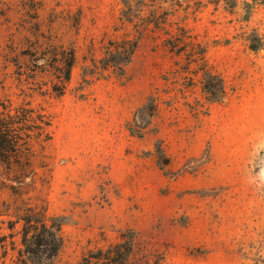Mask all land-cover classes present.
I'll return each mask as SVG.
<instances>
[{"label": "rangeland", "instance_id": "374dc122", "mask_svg": "<svg viewBox=\"0 0 264 264\" xmlns=\"http://www.w3.org/2000/svg\"><path fill=\"white\" fill-rule=\"evenodd\" d=\"M120 8L136 14L124 27L137 37L125 73L76 90L89 46L113 32ZM52 11L65 17L57 39L76 56L70 90L32 97L52 116L40 194L49 213L63 216L58 262L76 263L132 228L137 248L162 252L168 264H264V0H0V98L16 97L1 78L31 59L36 14L47 33ZM137 15L152 20L138 27ZM175 25L207 44L208 63L224 80L222 100L207 101L188 80L166 85L174 57L160 45L162 27ZM256 34L261 45L251 49L246 37ZM152 91L160 93L157 110L134 134L129 123ZM4 169L0 162V264H15L19 236L12 249L1 235L19 229L9 220L33 192L1 186Z\"/></svg>", "mask_w": 264, "mask_h": 264}, {"label": "trees", "instance_id": "16d2710c", "mask_svg": "<svg viewBox=\"0 0 264 264\" xmlns=\"http://www.w3.org/2000/svg\"><path fill=\"white\" fill-rule=\"evenodd\" d=\"M135 16L131 8H120L118 24L113 26V32H104L97 46L91 43V56L89 61L84 57L76 90H81L100 78L123 76L126 64L137 47V37L130 36L124 27ZM166 16L154 19V24H163ZM36 17L34 40L30 41L27 49L31 59L16 62L19 68L17 74L1 78L3 87L5 81L10 80L7 89L13 86L17 89L14 92L15 98L11 93H5L0 98V162L5 168L1 186L8 187L18 196L33 192L26 198L32 200V203L21 198L25 207L16 213L14 220H9L10 228L19 223V229L1 235V240L10 236L12 249H15L13 236L18 234L20 246L16 248L15 264H168L162 252L137 248L136 232L132 228L118 229L117 240L111 241L106 247L88 249L76 263L58 262L63 216L49 213L45 199L40 194L42 185L48 182L44 174L45 169H48L46 148L52 139V116L41 104H34L32 97L36 94L61 96L70 90L76 56L72 43L65 44L57 39L56 25L60 23V19L65 18L64 15L51 12L47 33L41 30L42 22L38 13ZM79 17L78 15L75 24L79 22ZM154 17L156 18L152 14V18ZM150 18L137 15L138 27H147L152 20ZM162 29L160 45L174 57V66L163 76L166 85L174 86L181 79L188 80L191 85H199L201 94L207 101L222 100L226 93L224 80L208 63L207 44L198 40L196 34L184 25ZM246 38L251 49L260 47L259 35ZM97 49L100 55L94 56L93 51ZM159 99L158 91H152L148 95L129 123L132 133L141 135L144 132L157 110ZM202 104L199 99H195L191 106L199 110ZM161 156L162 162L167 164L168 157L163 153ZM36 164L42 168L39 176L35 170ZM27 177L29 181H26ZM2 244L5 256L7 249L5 243Z\"/></svg>", "mask_w": 264, "mask_h": 264}]
</instances>
